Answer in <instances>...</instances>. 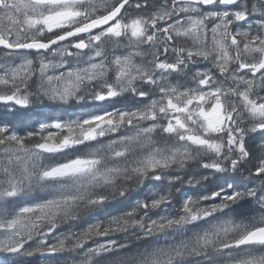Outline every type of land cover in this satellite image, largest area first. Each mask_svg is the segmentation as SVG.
Here are the masks:
<instances>
[{
    "label": "snow or ice",
    "instance_id": "obj_1",
    "mask_svg": "<svg viewBox=\"0 0 264 264\" xmlns=\"http://www.w3.org/2000/svg\"><path fill=\"white\" fill-rule=\"evenodd\" d=\"M40 257L264 264V0H0V264Z\"/></svg>",
    "mask_w": 264,
    "mask_h": 264
},
{
    "label": "trees",
    "instance_id": "obj_2",
    "mask_svg": "<svg viewBox=\"0 0 264 264\" xmlns=\"http://www.w3.org/2000/svg\"><path fill=\"white\" fill-rule=\"evenodd\" d=\"M56 115H59L60 113H55ZM134 196L136 195V194H133ZM41 262H42V264H43V262L44 261H46L47 259H50V258H47V257H40V258H38Z\"/></svg>",
    "mask_w": 264,
    "mask_h": 264
}]
</instances>
